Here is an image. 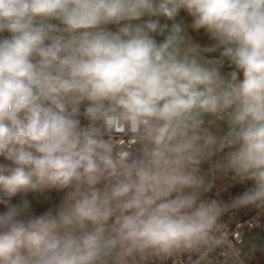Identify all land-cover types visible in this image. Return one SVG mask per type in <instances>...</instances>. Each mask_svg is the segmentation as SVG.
<instances>
[{"label":"clouds","instance_id":"clouds-1","mask_svg":"<svg viewBox=\"0 0 264 264\" xmlns=\"http://www.w3.org/2000/svg\"><path fill=\"white\" fill-rule=\"evenodd\" d=\"M0 206V264H211L264 217V0H0Z\"/></svg>","mask_w":264,"mask_h":264},{"label":"built area","instance_id":"built-area-1","mask_svg":"<svg viewBox=\"0 0 264 264\" xmlns=\"http://www.w3.org/2000/svg\"><path fill=\"white\" fill-rule=\"evenodd\" d=\"M205 169L208 167L204 166ZM228 183L227 181H218ZM248 185H235L226 190H221L219 197L229 200L232 196L243 191ZM210 195H215V190ZM258 210L255 209H234L226 212L218 221L215 235L223 237L225 244L211 254V264H261L260 258L247 249L244 240L247 232L258 228L264 222V217L257 220ZM237 250L236 255H232L231 249ZM167 264H205L201 255L194 252H178L174 254Z\"/></svg>","mask_w":264,"mask_h":264},{"label":"crops","instance_id":"crops-1","mask_svg":"<svg viewBox=\"0 0 264 264\" xmlns=\"http://www.w3.org/2000/svg\"><path fill=\"white\" fill-rule=\"evenodd\" d=\"M177 20L178 21H183V22H185L186 24H189V25L191 23V17H189L183 11H181L179 16L177 17ZM188 32H189V35L193 38V40L198 42V43H200L201 45L207 46V45H210V44L213 43V41H211L209 39V37L203 32V30H201L200 32L197 33V32L192 31L191 28H189ZM224 70L225 71H230L231 69H229L227 66H225ZM241 78H242V74H241ZM30 193H27V194H30ZM35 195H36L37 198L41 199L44 204H46L47 206H51V205H57V204L60 203L61 198L63 196V193L62 192H58L56 190H51V191L45 192L43 195L36 194V193H34L33 195L30 194V196H32V197H34ZM12 199H14V197ZM16 199H19V198H16ZM3 210H4L3 206H0V211H3ZM263 225H264V222L259 227H262ZM253 244H256L258 246V250H259V253L261 255V247H260L259 243L255 242ZM247 249H249V248L247 247ZM250 251H252V250H250ZM252 252L255 254L254 251H252ZM261 261L262 260L260 258V262Z\"/></svg>","mask_w":264,"mask_h":264},{"label":"rangeland","instance_id":"rangeland-1","mask_svg":"<svg viewBox=\"0 0 264 264\" xmlns=\"http://www.w3.org/2000/svg\"><path fill=\"white\" fill-rule=\"evenodd\" d=\"M30 194L33 195L34 193H30ZM30 194H23V193L18 194L16 197H14V199H12V202L13 203L19 202V200H21L22 198L33 200L35 210L38 214L42 213L43 211L47 210L48 207H50L44 204L41 199L36 197V195L32 197L30 196ZM51 206H55V205H51ZM255 242H258L261 247V255L259 258H261L262 260L261 264H264V225L262 227L255 228L253 231H249L246 233L244 243L251 245ZM248 248L253 251V249L250 246H248Z\"/></svg>","mask_w":264,"mask_h":264},{"label":"trees","instance_id":"trees-1","mask_svg":"<svg viewBox=\"0 0 264 264\" xmlns=\"http://www.w3.org/2000/svg\"><path fill=\"white\" fill-rule=\"evenodd\" d=\"M157 39H159V37H158ZM245 246H246V247L250 246V247L253 249V251L255 252V254H256L258 257H260V253H259V250H258V246H257L256 244H251V245L246 244Z\"/></svg>","mask_w":264,"mask_h":264}]
</instances>
